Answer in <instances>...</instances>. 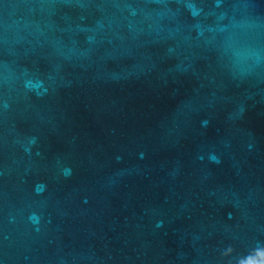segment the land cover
<instances>
[{
    "label": "water",
    "instance_id": "water-1",
    "mask_svg": "<svg viewBox=\"0 0 264 264\" xmlns=\"http://www.w3.org/2000/svg\"><path fill=\"white\" fill-rule=\"evenodd\" d=\"M0 264H264V0H0Z\"/></svg>",
    "mask_w": 264,
    "mask_h": 264
},
{
    "label": "snow or ice",
    "instance_id": "snow-or-ice-1",
    "mask_svg": "<svg viewBox=\"0 0 264 264\" xmlns=\"http://www.w3.org/2000/svg\"><path fill=\"white\" fill-rule=\"evenodd\" d=\"M252 259H256V257H252Z\"/></svg>",
    "mask_w": 264,
    "mask_h": 264
}]
</instances>
